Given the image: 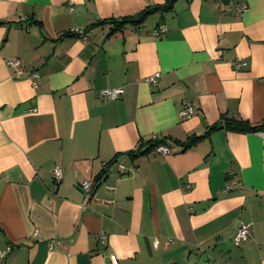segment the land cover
<instances>
[{
    "label": "crops",
    "instance_id": "1",
    "mask_svg": "<svg viewBox=\"0 0 264 264\" xmlns=\"http://www.w3.org/2000/svg\"><path fill=\"white\" fill-rule=\"evenodd\" d=\"M165 1L0 0V264H264V132L137 156L154 137L264 119V0H176L112 36L95 26ZM113 159L89 200L82 183Z\"/></svg>",
    "mask_w": 264,
    "mask_h": 264
},
{
    "label": "trees",
    "instance_id": "2",
    "mask_svg": "<svg viewBox=\"0 0 264 264\" xmlns=\"http://www.w3.org/2000/svg\"><path fill=\"white\" fill-rule=\"evenodd\" d=\"M225 1H229V0H225ZM175 2L176 0H166L165 3L162 5H153V6L146 7L144 10H142L137 15L130 16V17H123L120 19H110V20L101 21L95 26L103 25V24H110L111 29L109 30L108 36H112L115 33L121 32L127 25H132L135 27L142 25L145 22V20L154 13H157V12L167 13V12L172 11ZM219 128H224L228 131L242 133V134L264 132V119L258 122H250V121L236 119V118L224 117L222 123H219L215 125L214 127L210 128L208 132L204 134L203 136H191L184 142L172 140L170 138L152 139L146 144L147 149L144 152H141L140 150H138V152L140 153H137V156L144 155L148 153L149 151L154 150L158 146L167 145L168 141H172L176 145L181 146L183 148V151H186L188 149L193 148L202 139L209 136L210 132H212L213 130H217ZM114 164H116L115 159L107 163L104 169L94 178L93 184L91 186V190L87 194V198L89 200L93 197L94 192L100 186V184L103 183L104 180L107 178L109 169Z\"/></svg>",
    "mask_w": 264,
    "mask_h": 264
},
{
    "label": "built area",
    "instance_id": "3",
    "mask_svg": "<svg viewBox=\"0 0 264 264\" xmlns=\"http://www.w3.org/2000/svg\"><path fill=\"white\" fill-rule=\"evenodd\" d=\"M243 9H240L239 11H242ZM6 65L11 68L14 73H15V77L16 78H20L23 77L27 72H26V68L25 66L18 60H9L6 62ZM245 65L244 63H236L235 67L239 68L241 66ZM39 78L38 73L36 72H32L30 73V79L32 80V83L34 85V87H37V80ZM157 78L158 75H154L152 77H150L148 79V81L151 84H155L157 82ZM124 94V89H103L99 91V97L105 100H117L119 99L122 95ZM195 109L191 104H185L183 105L182 109L180 110V116L182 118H190L191 116H193L195 114ZM155 139V137H154ZM155 152L157 153H161L163 155H169L170 154V150L165 146V145H161L158 146L154 149ZM118 170L120 171V173L124 172V166L119 165L118 166ZM53 175H54V180L55 182H60L61 178H62V171L60 169V167H55V169L53 170ZM235 184V183H234ZM82 188L84 190H86L87 192H89L91 190V182L90 181H84L82 183ZM233 189L232 185H227L225 188V191H231ZM250 228H251V224H247V223H241L236 236L234 238V243L235 245H239L240 243L246 241L250 235ZM100 241L102 243H106L107 241V236L103 233L100 235ZM12 251V248L10 246H6L5 248L0 249V260L7 257ZM110 259L112 261L113 264H118L117 263V259L115 257V255H110ZM204 264H212L209 262H206Z\"/></svg>",
    "mask_w": 264,
    "mask_h": 264
}]
</instances>
